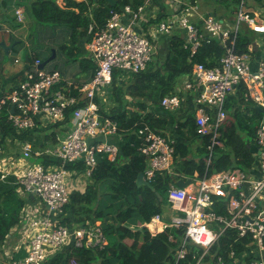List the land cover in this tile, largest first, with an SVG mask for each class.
Returning a JSON list of instances; mask_svg holds the SVG:
<instances>
[{"label": "built area", "instance_id": "built-area-1", "mask_svg": "<svg viewBox=\"0 0 264 264\" xmlns=\"http://www.w3.org/2000/svg\"><path fill=\"white\" fill-rule=\"evenodd\" d=\"M151 3L153 0H145L137 9L126 5L120 11H112L105 27L96 32L91 27L93 36L88 49L97 69L89 81H67L59 70L41 68L42 59L36 58L34 67L28 69L18 87L0 93V120L2 112L9 110V120L18 131L63 123L66 109L74 106L69 124H66L67 134L63 139L58 138L57 144L51 143L34 151L32 142L26 141L21 144L20 155L0 158V179L13 176L20 194L37 198V202L27 203L23 210L22 224L18 228L19 243L8 245V235L5 248L2 247L0 252V264H44L50 256L69 246L103 249L107 245L102 221L87 220L73 227L63 221L71 196L69 179L78 174L68 165L81 164L90 177L99 158L117 159L119 145L110 138L118 135V125L101 110L107 111L110 104L113 71L119 68L140 72L156 54L154 36L138 29L146 20L147 7ZM168 3L171 7L169 17L154 24L155 32L181 33L191 56L197 53L202 39L209 35L220 41L224 54L216 66L196 62L193 74L184 77L175 92L165 95L161 106L176 111L186 94L193 96L197 106L196 133L210 136V148L223 145L222 129L234 120L229 114L230 103L235 107L240 104L242 108L244 105L250 109L260 108L262 118L254 138V161L249 169L232 167L205 177L195 174L186 187L171 182L167 196L175 214L170 219L156 214L140 227L153 236L167 228L184 231L172 264H180L187 258L190 243L203 248L195 263L203 264V257L229 230L232 231L230 242L233 240L228 247L229 253L227 257L216 253L212 264H264V58L253 67L252 47L244 52L237 49L242 28L248 26L255 32L264 33V19L256 9L248 6L247 0H241L231 21L208 14L204 15L202 24L194 19L196 13L202 16L199 3L182 0H168ZM15 14L19 23H25L21 9ZM125 14L130 16L129 22L124 21ZM63 81L68 87H75L77 92L67 93L68 87L54 90ZM239 91L243 93V103H240ZM139 133L144 137L140 152L147 160L144 178L151 182L159 175L172 173L175 139L149 126L142 127ZM209 150L208 164L215 149ZM35 158H43L48 163L31 161ZM169 239L175 241L176 237L170 234ZM238 242L239 251L233 247ZM248 248L260 255L248 254ZM70 262L77 264L75 259Z\"/></svg>", "mask_w": 264, "mask_h": 264}, {"label": "trees", "instance_id": "trees-1", "mask_svg": "<svg viewBox=\"0 0 264 264\" xmlns=\"http://www.w3.org/2000/svg\"><path fill=\"white\" fill-rule=\"evenodd\" d=\"M12 1L0 0V7L4 13L11 7ZM63 1L65 4L60 0H25L19 3L26 7L38 24L68 27L71 31V43L63 47L67 58L70 61L80 60L83 71L90 70L92 76L95 74L97 64L93 56L84 55L83 49L78 44L80 37L86 36L90 41L93 36L91 27L95 32L105 27L112 16V11H120L126 5L137 9L145 2V0H116V6H112L108 0ZM155 1L158 5L155 21L167 20L169 5L163 0ZM189 1L202 4L201 0ZM204 1L210 2V0ZM213 1L216 6L224 10L223 14L217 9L214 11L215 15L222 19L232 18L241 2V0ZM253 39L254 33L251 30L241 31L238 36V51H247L248 44ZM1 50L4 51L2 48ZM223 54L224 48L220 41L207 35L202 39L197 53L191 56L190 50L185 48V37L176 32L171 36L168 55L164 59L153 58L140 72H130L119 68L113 71L110 103L113 101L115 105L110 104L109 111L101 110V112L117 122L121 138L118 157L115 161H111L107 156L99 158L86 190L82 192L77 189L71 192L70 202L66 205L63 219L64 223L71 227L83 224L87 220L102 221L108 243L103 249L69 246L50 256L44 264H71L72 259H75L77 264H172L175 262V249L179 246L184 233L182 229L167 228L155 236L151 235L146 228L140 229L143 222L150 220L156 214H161L165 219H170L175 214L167 196L169 184L177 183L184 177H193L195 173L205 177L232 167L247 170L254 161L255 147L251 142L262 118V113L257 108L246 107L241 110L240 104L235 107L230 103L228 107L234 120L222 129L220 139L223 145L210 148L212 144L210 136L196 133L197 106L193 96L186 94L182 106L176 111H169L161 106L162 98L175 92L181 80L193 74V66L196 62L206 66H216L220 64ZM2 58L4 57L0 56V61ZM36 58H39L37 54L29 53L27 62L29 68L34 67ZM3 71L0 63V93L12 91L25 79L24 75L18 76L11 88L2 89ZM67 87V82L63 81L56 85L54 90ZM66 92L76 93L77 90L71 86ZM238 95L240 103H243L242 91H239ZM130 97L135 101H131ZM73 109L74 106L66 109V119L63 123L49 124L46 127L36 126L23 131L16 129L9 120V110L5 109L0 120V142L2 141L3 144L11 142V145H15L18 141L21 144L30 141L34 151L42 150L49 141L56 144L59 139L58 130L56 131L55 128L68 129L66 124H69ZM172 124L175 126L170 137L176 140L174 166L176 174L159 175L150 182L151 186L138 185L136 180L147 166V160L140 152L144 137L139 130L149 126L167 135L166 132L170 131L169 127ZM192 137L199 138L196 153L192 151L193 147L188 143ZM209 149H215V151L208 164L206 158L209 156ZM40 160L48 163V160L43 158ZM50 161L58 162L56 159H50ZM68 168L83 167L81 164H72L68 165ZM101 187H105L106 191H102ZM158 192L163 196V200L158 196ZM27 200L28 198L20 194L16 184L8 189L0 190V252L12 229L22 223V213ZM111 216L112 219L109 218ZM231 233L232 231L229 230L214 244L211 251L203 257V264H212L216 253H223L227 257L228 247L233 242V240L230 242ZM170 234L176 237L175 241L169 239ZM127 240H133L135 243H129ZM234 245L237 251L241 249L239 242ZM188 248L187 258L180 264H195L203 252V248L195 243H190Z\"/></svg>", "mask_w": 264, "mask_h": 264}, {"label": "crops", "instance_id": "crops-1", "mask_svg": "<svg viewBox=\"0 0 264 264\" xmlns=\"http://www.w3.org/2000/svg\"><path fill=\"white\" fill-rule=\"evenodd\" d=\"M19 1L23 3L25 0H13L11 3V7L8 8L7 11H5L6 13H4V10L2 9V7H0V42L5 41L8 45H10L14 41H18L17 44L13 47V49L10 50L9 54L14 50L24 51V54H25V56H22L20 52L16 53L13 64L10 65L9 68L7 67L3 68L4 71L1 74V88L9 89L17 81L15 80L16 77L23 76V75L25 76L26 72L29 69V66L27 64L28 58H29L28 50L33 51V53L37 54L42 59V62H44L47 59H44L42 57H45V58L50 57V55H52V52H53L51 48L55 49L56 57L47 63V65L45 66V69L59 70L62 76L64 77V79L67 81H73L75 83H83V82L89 81L92 78L91 71L89 70L88 72H84L82 69V64L80 60L72 61V63H70L67 58L66 51L63 48L64 45L66 44L69 45L71 43L70 29L62 25L46 27L44 25L36 23L31 17L30 13L27 11L26 7L23 4L21 5ZM182 1L190 2L189 0H182ZM163 2L169 5L168 0H163ZM201 3L202 4H199L200 5L199 13L202 16L200 17L197 13L194 16L195 17L194 19L196 21H199L200 24L203 23L204 15H208V14L215 15L214 11L216 9L219 11V13L223 14L224 10L216 6L213 2L205 3L204 0L203 1L201 0ZM151 4L152 5H149L147 7L148 11H147L146 20L142 21L141 27H138V29L141 30L142 33L144 34H147V35L150 34L154 36V42L157 47L154 58L156 57V59L158 58L159 60H161V59H164L168 55L170 39L174 33L163 34V33L155 32L153 27H155L154 24L157 23L155 19L158 14L157 12L158 5L156 1L154 2V0H153V3ZM247 4L250 8L256 9L264 19V0H247ZM17 9H21L24 12L25 23H19L17 21L16 14H15V11ZM170 12H171V7L169 5L168 13ZM216 17L220 18L219 16H216ZM223 20L228 22V21H231L232 19L225 17ZM124 21L129 22L130 16L125 14ZM34 23L37 24V25L35 24L37 26V33H38V36L36 37L37 44L36 42H33V40H31L30 38V33H31L30 27ZM249 30H251V32L254 33V39L250 44H248V49H250V46L252 47V50H253L252 66L257 67L259 59L264 58V33L255 32L254 30L250 29L248 26H244L242 28L243 32L249 31ZM88 43H89L88 38L86 36H83V37L81 36L78 44L83 49L85 53L84 55L92 56L91 51L88 49ZM161 51L164 52L163 55H160ZM16 59H19L20 61L16 62L15 61ZM109 95H110V92H109ZM130 99L133 102L135 101L131 97ZM110 104H112L113 106L114 102L112 101ZM110 104L108 107H106L107 111H109V109L111 108ZM233 105L235 106V104ZM159 109H162V108H159ZM174 126L175 125L172 124V126L169 127L170 131L168 130V132H166L167 135L171 136V131H174ZM55 130L56 131L58 130L57 135H58V138L60 139H63L67 134V130L64 128H60V129L55 128ZM254 138L251 143L254 144L253 146L255 147ZM120 139L121 138L119 136V133L117 136H113L110 138L112 142L118 145H120ZM198 142H199V138H195V137H192L188 142L193 147L192 151L195 153L198 151L197 149ZM16 144L19 145L17 147L19 149H16V150L12 149L11 145L5 146L6 149L4 147L2 148L0 147V158L5 157V156H10V155H19L22 150L21 143L18 141L16 142ZM49 144H51L50 141L46 144V146ZM40 159L41 158H39V161ZM36 160H37L36 158L31 159V161H36ZM174 166H175V161L173 163L172 173H168V174L170 175L176 174L174 171ZM73 169L77 170L78 174H75V176L74 175L71 176V177H74L73 179H69V188L71 192L73 190L78 189L76 188V186L74 188V185L76 184L73 183V180L75 178H79V179L81 177L90 178L86 175L84 168H81V169L73 168ZM195 174H198V173H195ZM190 178L186 177V179H190ZM11 186L12 187L14 186L13 176H10L9 178L3 179V180L0 179V190L8 189ZM101 190L105 192L106 188L101 187ZM81 191L84 192L85 190L82 189ZM33 202H37V198L30 196L27 200V203H33ZM21 224L12 229L11 233L9 234L8 241H7L8 245H16L19 243L20 234L18 232V228L21 226ZM247 253L248 254L256 253V255H260V253H258V251H255L253 248H248Z\"/></svg>", "mask_w": 264, "mask_h": 264}, {"label": "rangeland", "instance_id": "rangeland-1", "mask_svg": "<svg viewBox=\"0 0 264 264\" xmlns=\"http://www.w3.org/2000/svg\"><path fill=\"white\" fill-rule=\"evenodd\" d=\"M210 2H213L214 3V1L213 0H210ZM61 3H63V4H65V2L64 1H62ZM37 23V22H36ZM36 23H34V24H32L31 25V27H30V29H31V33H30V38H31V40H33V42H36V44H37V41H36V37L38 36V33H37V24ZM36 24V25H35ZM46 27H49V26H46ZM1 47V46H0ZM51 50L53 51L54 50V48H51ZM18 52H20L21 54H22V56H25V54H24V51H21V50H19V51H16V50H14V51H12L9 55L8 54H6L5 53V51H3V50H1V48H0V56H3L4 58L3 59H1V61H0V63H1V66L4 68V67H7V68H9V66L10 65H12L13 64V62H14V58H15V54L16 53H18ZM28 53H30L31 55H33V51H29L28 50ZM53 53V52H52ZM163 53L164 52H162L161 51V53H160V55H163ZM6 54V55H5ZM5 55V56H4ZM51 56V55H50ZM40 58V57H39ZM42 58H44V59H48L49 57H47V58H45V57H42ZM69 62L70 63H72V61H70L69 60ZM244 108H246L247 106H243ZM244 108H241V110H244ZM247 108H249L250 109V107H247ZM232 111H233V109H232ZM231 116H232V114H231V112L229 113ZM233 117V116H232ZM2 142V141H1ZM0 142V147L2 148V147H4L5 148V146H9V145H11V142H6L5 144H3V143H1ZM19 145H17V144H15V145H11V148L12 149H19V148H17ZM10 148V149H11ZM6 149V148H5ZM74 177H71L70 179H73ZM91 182V179L90 178H87V177H81L80 179L79 178H75L74 180H73V183H75L76 185H74V188H75V186H76V188H78V189H80V190H86V187H87V185L89 184ZM110 219H112L113 217L111 216V217H109ZM129 243H135L133 240H127ZM6 244V243H5ZM8 245H6V248H8L7 247ZM5 248V246H3V249Z\"/></svg>", "mask_w": 264, "mask_h": 264}, {"label": "water", "instance_id": "water-1", "mask_svg": "<svg viewBox=\"0 0 264 264\" xmlns=\"http://www.w3.org/2000/svg\"><path fill=\"white\" fill-rule=\"evenodd\" d=\"M108 1H109V3L112 6H116V4H117V1L116 0H108ZM17 42L18 41H14L12 44L8 45L5 41H1L0 42V46L4 49V51H5L6 54H9L10 50L13 49V47L17 44ZM55 57H56V51L54 49L52 55L47 60H45L44 62H42V64L40 65V67L41 68H45V66L47 65V63L50 62L51 60H53ZM258 110L260 112H262V110L260 108H258ZM136 182H137L138 185H148V186H151L150 182H148L144 178V173L143 172L139 174ZM190 182H191L190 179H186L185 180L184 178H181V179H179L177 181V185L180 186V187H186ZM157 194L160 197V199L163 200V196L159 192ZM140 229H143V228L140 227Z\"/></svg>", "mask_w": 264, "mask_h": 264}]
</instances>
